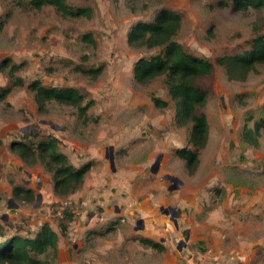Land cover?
<instances>
[{
    "label": "rangeland",
    "instance_id": "374dc122",
    "mask_svg": "<svg viewBox=\"0 0 264 264\" xmlns=\"http://www.w3.org/2000/svg\"><path fill=\"white\" fill-rule=\"evenodd\" d=\"M74 3L89 7L90 16L0 0V65H20L13 76L0 66V92L9 90L0 99V241L34 237L48 223L58 235V256H41L48 264H264V64L230 74L218 63L264 34V6L241 10L234 0ZM164 8L182 16L175 38L184 49L214 64L196 79L207 93L198 111L208 119L209 134L193 169L177 154L196 149L192 124L177 123L164 77L140 82L134 76L135 62L159 50L130 44L129 32ZM18 78L22 84L14 83ZM34 80L75 88L87 110L58 100L39 103L29 87ZM154 97L169 105L157 106ZM246 127L251 138L243 136ZM24 135L57 137L74 165L90 162L81 188L56 194L44 165L11 149ZM167 174L179 178L177 189H169ZM15 185L31 189L33 197L16 195ZM151 194L161 202L153 204Z\"/></svg>",
    "mask_w": 264,
    "mask_h": 264
},
{
    "label": "trees",
    "instance_id": "16d2710c",
    "mask_svg": "<svg viewBox=\"0 0 264 264\" xmlns=\"http://www.w3.org/2000/svg\"><path fill=\"white\" fill-rule=\"evenodd\" d=\"M34 8L40 9L45 5L54 6L57 11L66 16H90L89 7L80 6L74 0H29ZM235 8L247 10L250 6L261 8L264 0H234ZM182 25V16L171 9L160 10L151 22H142L132 27L129 32V43L136 46H144L149 49H157L158 52L149 57H142L134 64V76L140 82H149L158 77H164L169 94L172 97L175 108V119L179 124L191 123L190 142L196 149L188 147L178 149L177 154L194 168L198 162V155L208 140L209 123L205 114L199 113L198 109L204 106L207 93L196 84V79L211 73L214 64L188 52L176 40ZM230 74L254 69L258 64H264V34H260L252 40L248 48L237 54L224 55L218 59ZM4 71L10 68V75L20 68V65L8 62L1 63ZM97 72L96 69L92 70ZM15 84H22L18 78ZM29 87L35 91L37 101L44 103L50 100L74 105L86 111L89 104L82 107L84 95L75 88L47 87L39 80H34ZM8 89L0 92V99L4 98ZM159 107L169 105L168 101L153 98ZM264 124V119L261 120ZM253 130L246 127L243 136L251 138ZM59 139L48 136L35 140L24 135L23 140L13 141L11 149L25 160H32L33 164L41 163L52 174L53 190L56 194L66 196L75 193L81 188L85 176L91 167L90 162L82 165H74L68 155L58 148ZM3 141L0 137V147ZM16 195L24 192L33 197L31 189H25L21 185H15ZM64 228V224H63ZM66 230V225H65ZM141 242L153 248H162L163 245L156 240L142 237ZM48 252L58 256V235L48 223L42 225L34 237L15 235L0 241V264H48L41 256Z\"/></svg>",
    "mask_w": 264,
    "mask_h": 264
},
{
    "label": "water",
    "instance_id": "95a60500",
    "mask_svg": "<svg viewBox=\"0 0 264 264\" xmlns=\"http://www.w3.org/2000/svg\"><path fill=\"white\" fill-rule=\"evenodd\" d=\"M111 150H112V148H111ZM161 157H162L161 154L157 157L155 163L153 164V166H152V168H151V171H152V172L156 173V172L159 170V166H160V164H161ZM109 159H110V163H111V165H112V168H114V165H113V164H114V157H113L112 154L109 155ZM164 178H165V179H168V180H170V181L172 182V185L169 187V189H177L178 186L180 185V180H179V178H177L176 176H173V175L167 174V175H165ZM171 210H172V209H171Z\"/></svg>",
    "mask_w": 264,
    "mask_h": 264
},
{
    "label": "crops",
    "instance_id": "0c3cea01",
    "mask_svg": "<svg viewBox=\"0 0 264 264\" xmlns=\"http://www.w3.org/2000/svg\"><path fill=\"white\" fill-rule=\"evenodd\" d=\"M150 197H152V198H151V201H152V203L155 204V205H156V204H159V202H161V199H160L159 197H158V198L155 197L153 194H151ZM115 209H116L117 212L120 210L119 207H116ZM143 220H144V219H143ZM143 220L140 221V222L142 223V226H141L142 228L144 227ZM151 220H152V219H151ZM146 238H148V237H146ZM150 239H152V238H150ZM153 240H154V239H153ZM163 246H164V245H163Z\"/></svg>",
    "mask_w": 264,
    "mask_h": 264
}]
</instances>
